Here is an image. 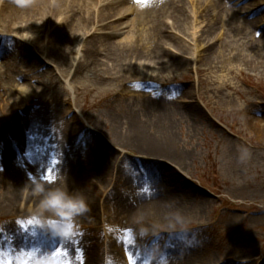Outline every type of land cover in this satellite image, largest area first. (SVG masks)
Here are the masks:
<instances>
[{
  "label": "rangeland",
  "instance_id": "1",
  "mask_svg": "<svg viewBox=\"0 0 264 264\" xmlns=\"http://www.w3.org/2000/svg\"><path fill=\"white\" fill-rule=\"evenodd\" d=\"M182 1L192 17L190 4L197 0ZM199 1L203 3L206 0ZM226 4L228 7L224 10L230 9V13L208 11L214 22L220 16L222 20L216 25L219 28L207 35L208 39L202 37L207 47H216L219 39H224L223 33L234 25L233 22L244 23L242 18L236 22L233 17L237 8L240 10L242 7L244 11L241 13L251 11L247 13L254 21L252 25H240L243 33L240 29L238 32L242 33V42L239 48L233 45L231 48L242 54L240 48L259 41L257 49L263 50L264 1L242 0L239 7ZM200 5L195 10L198 11L199 7L201 11ZM200 17L195 24L198 37L206 25L204 17ZM2 18L0 25L4 24ZM192 18L184 29L176 26L177 29H168L169 34L190 47L187 53H178L168 42L163 44L173 55L171 61L174 58L180 61L177 72L160 73L162 81L153 84L147 81L144 84V79L140 78L147 75L131 74L123 86L100 85L97 89L93 88L91 72L74 75L75 68L83 61L87 39L96 32L95 26L78 37L73 36L75 43L81 44V52L74 54L69 66L65 65L66 78L42 53L38 55L45 64L40 70L38 68L39 73L33 74L10 48L15 45L11 42L15 33H6L0 28V36H9L6 37L8 41H1L6 61L0 66L1 80L7 88H0V188L5 183L11 184L6 171L9 167L27 169V175L33 176L30 174L35 164L33 160L39 159L44 161L41 168L46 171L37 170V173L44 181L53 185L67 184L69 189L75 185L87 187L91 199L95 198L97 202L96 206L89 203L91 215L78 217L72 233L63 236L69 242L70 252L67 253V261L61 264H82L80 258L85 254L86 242H91L89 245L95 252L93 263L87 258L86 264H106L108 261L110 264H129V257L132 258L131 264H264V59H253L254 65L246 66L242 58L230 60L227 49L221 58L207 61V47L201 50L200 56L195 55L193 44L185 43L189 42L187 32H194ZM169 22L168 26H171L173 21L170 19ZM39 25H43L41 20ZM56 26H47L44 20L41 29H51L48 35H54ZM143 28H124L118 39L128 37L132 30V35L137 36ZM221 28L226 31L223 29L222 33L221 30L218 36ZM231 29L230 34L234 30ZM40 35L45 36L44 33ZM19 37L29 40L25 34ZM114 49L99 47V53H94V57L103 66L109 65L113 76L120 77L122 73L117 72L115 57L105 55L107 50L116 54ZM128 61L122 67L124 74L127 73L126 68L137 69V61L141 60ZM199 77L206 81L213 79V83L200 82ZM23 90L34 98L20 104L18 98L14 100L13 97H19ZM156 98L160 101L157 102ZM25 102L30 104L25 106ZM162 105L171 108L169 115L173 111L171 147L186 155V162L181 167L174 166L187 181L181 183L177 190L183 202L180 207L197 211L189 220L191 222L186 220L184 224L160 223L152 215L147 219H129V216H122L124 209L116 208L118 202L120 206L125 199L130 202L129 198L141 195L145 198V190L151 191L158 186L159 192L165 188H161L160 183L151 186L144 181L150 178L145 171L147 164H159L168 173L173 171V165L159 156L152 157L118 144L108 132V116L121 115L119 122L125 128V118L134 117L148 132L154 133V127L163 122L157 117V111L162 114L158 107ZM195 107L197 109L194 110ZM16 141L23 145L15 144ZM25 146L31 149L33 160L26 155L22 157ZM6 149H9L8 153ZM64 166L75 167L77 171L67 179L65 172L60 173ZM176 174L174 172V176ZM49 175L60 179L55 182L45 179ZM93 186L100 190L101 196L92 191ZM201 203L202 207L198 208ZM28 217L25 222L22 219L17 224L7 216L0 219V262L10 260L11 264H20L19 259L6 249V238L14 236L15 240L23 242L29 236L32 240L45 230L29 222L30 214ZM22 253V257H30L28 250Z\"/></svg>",
  "mask_w": 264,
  "mask_h": 264
},
{
  "label": "bare ground",
  "instance_id": "2",
  "mask_svg": "<svg viewBox=\"0 0 264 264\" xmlns=\"http://www.w3.org/2000/svg\"><path fill=\"white\" fill-rule=\"evenodd\" d=\"M232 1H235L236 3L240 0H227L225 2L223 0H206L203 3H200L201 1L197 0L196 2L190 4V9L192 8L191 13L194 16H192V18L189 16L186 3L182 0H178L177 2H173L172 0H163L158 6H154L153 2L146 3L145 0H141L139 3L137 0H0V17L3 16L1 21L4 23L3 25H0V28L5 29L6 33H15L12 35L13 38L11 39V42L15 45L10 46V48L16 53V57L29 67L33 74L39 73L38 71L43 68L42 66L45 64V62L42 61L38 55L39 53H42L47 57L49 62H53L56 65L59 69V74L63 76V78H66L67 68L65 65L68 64L69 66L74 54L78 55L81 52V44L75 43L73 36L78 37L81 33L89 30L90 27L92 28V26H98L96 32L92 34L83 48V61L79 62L75 68L74 75H81L84 71L91 72L90 78L93 80L94 89H97L100 85L123 86L124 80L131 74L147 75L140 78H143L145 83L147 81L148 83L153 84L158 83L157 81H162L160 79H163V76H160V73L177 72V69H179V65L181 64L177 58H174L171 61L173 55L164 48L163 44L165 42H168L178 53L185 54L188 52V48L190 49L189 46L180 42L178 38L169 34L168 29L175 28V26L177 28L184 29L185 24H187L189 19L192 18L191 24L194 26V32H187L189 42L185 43H189L190 46L193 44L194 54H198L200 56L201 50L203 51L208 46L202 37L204 39H208L207 35H210V32H213L215 28H219L216 27V25L219 20H222L220 16L219 20L216 18L214 22L213 15H209L208 11L217 10L218 14L220 12L230 13V9L227 11L224 9L225 7H228L226 3H231ZM199 4H201L200 7H202L201 11L199 7L198 11L195 10L196 6H199ZM236 4L238 5L239 2ZM240 10L244 11V8L241 7ZM247 12L250 13L251 11ZM247 12L240 13L236 11L233 13L234 21L237 22L238 16H241L246 25H252L254 20L249 17L250 15ZM129 16L132 18H129ZM200 16L204 17L206 25L201 30V36L198 37L196 35V29L198 30V27L196 28L195 24L198 23V19L201 18ZM215 16H217V14ZM226 17L228 18L229 16ZM170 19L173 21V24L168 26ZM39 20L43 22V25L44 20L46 21L47 26L57 25L55 28V34L48 35L51 29L48 31H45L44 29L42 30L41 28L43 25H39ZM233 23L234 25L229 26L227 31L224 28L219 30L218 36L221 34V30L222 33L223 29L226 32L223 33L224 39H219V43L216 47L206 48V51H208L206 54L207 61H213L218 57L221 58L224 55V50L227 49L229 50L228 56L230 60H232V58H242L241 60H244L243 62L246 66H253V59H264V49H257L259 38L257 43L253 42L251 45L249 44V46L244 45V49L240 48L242 54L234 52L231 45L236 46L237 48L240 47L239 44L242 42L240 38L243 33L241 29L243 27L242 24L244 23H240L242 27L235 22ZM19 24L22 25L19 26ZM127 24L129 27L144 26V28L137 36L136 34L132 35L134 32L132 30L128 37L113 41L112 39L118 37L120 32L124 30V25ZM148 24L150 26L146 27ZM219 24L225 25L224 23ZM60 25L61 27H59ZM231 28L234 30L230 34L229 31L231 32ZM238 29H240L242 33L238 32ZM43 33L45 36L40 35ZM23 34H25L29 40L26 39V41H24L22 37H19ZM6 37L9 36L6 35ZM6 37L0 36V54L5 53V49L3 48L1 41H8ZM75 44H77L76 47ZM16 45L18 46L17 49L15 48ZM107 46H110L112 49L115 48L117 51L115 54L111 50H107L106 56L108 58L115 57L114 62L118 65L117 72L122 73L120 77L113 76V73L111 72L112 70H109V65L106 63L108 67L103 66L94 57V53H99V47ZM250 52L253 53V55H251ZM192 57L194 58L193 54ZM3 58L0 59V66L6 63ZM127 59H129V63H132L135 60L141 61H137L139 62L137 69L131 70L126 68L127 73L124 74L123 68L124 64L127 63ZM38 62H40V64ZM163 65L165 66L163 67ZM171 65L173 67H171ZM163 69L168 70L164 71ZM196 71L197 74H199V70H197V68ZM1 74L3 75V73L0 72V88L4 89L7 88V86L3 85ZM153 76H155V78H153ZM6 78L8 77L6 76ZM146 78H149V80ZM200 78L201 77H199L200 82H205L207 84L213 83V79H211V81H206ZM9 79H11V77ZM108 82L111 83L108 84ZM161 85L165 86L163 83ZM12 88H14L13 85ZM19 95V97L14 96L13 99L16 100L18 98L20 104L34 98V96H30L24 90L21 91ZM155 100L157 102L160 101L158 98ZM28 104H30V102H25V106ZM158 107H160V112L162 114L157 111V117L163 122L154 127V133L148 132L146 127L141 125L142 122L136 120L134 117H129V119L128 117L125 118L127 120V128H125L123 127V124L119 122L121 115L111 114L108 116L110 119L108 132L110 133V137H115L118 144H123L127 149L130 147L134 148V151H138L146 155H152V157L159 156L165 161L168 160L171 162V165H173V171L168 173L167 171H164L159 164V167L157 164H147L145 171L148 173L150 178L145 179L144 181L151 186L158 185L160 183L159 186L161 188L165 186V188L160 189L159 192L157 188L158 186L153 187L151 191L145 190V198L143 195L138 196L135 199L129 198L128 200H132L130 202H127L125 199V201H121L123 203H121L120 206L118 202V206L116 205V208L121 210L124 209L122 216L126 218L129 216V219H134V217L137 219H147L152 215V217L158 219V222L160 223L175 225L181 223L184 224L186 220L189 221L193 219L194 214L197 213V211L192 212L188 209L180 207L183 202L178 196H181V193H177L180 184L187 181L184 178V174L183 177L181 175L182 173L180 174L178 172L179 169H176L174 166H177L178 168L181 167V165L186 162V155L178 149L171 147L169 141L172 136V128L174 127V123L172 122L173 111L171 110L172 115H169L168 110L171 109L170 107L165 105ZM195 109L197 108L195 107L194 110ZM15 144L22 145V143L17 141ZM6 150V153H8L9 149ZM33 162L35 163V169L34 171H30L33 176L27 175L29 171L20 167H9L6 170L9 174L7 177L11 178V184L5 183L4 187L0 188L1 220L7 216L8 220L17 224L18 222H22V219L23 222L29 219L28 215L30 214V210L36 205V201L26 195L25 185L30 182V177H35L46 184H49L48 181H44L40 174L37 173V170L43 172L46 171L41 168L43 167L44 161L38 159L33 160ZM62 171L63 173L65 172V178L68 179L76 173L77 169L72 166H64L60 170V173H62ZM174 172L177 173L175 175L177 178L174 176ZM49 185L55 186L51 183ZM66 185H64V187L70 193L82 194L88 204L92 203V206L97 205L96 199H91L92 195L88 194L87 190L89 189H87V187L75 185L73 188L69 189V185ZM92 191H96L95 194L98 197L101 196L100 190H97L95 186H93ZM202 205L203 203H201V205H197V207H202ZM85 214L91 215L89 211ZM13 238L14 236L9 238L8 242L13 240V243L9 244V246L11 248L13 247V254H16L17 250H19L18 247L22 249L23 246L17 247L15 238ZM57 241H59V246L54 250L55 252L50 251L49 248L51 245H48L47 237L44 240H40V242L35 245V251L28 250L30 257H35V264H40L41 260H43V263L46 262L51 264H61L67 261V253L65 249L69 248V242L68 240H64L62 238L57 239ZM89 243L91 242H86L84 244L85 247L83 249L85 254L81 255L80 258V262H85V264L88 263L87 258H89V260L93 263L92 259L95 257L93 247L89 245ZM60 247L61 249H59ZM19 251L22 252L23 250ZM40 252L51 253H49L47 258L44 259L41 257ZM27 256L28 255H25V257ZM18 258H20V256L17 254V259ZM21 261L28 262L29 259L24 258V260ZM185 264L193 263L185 262ZM203 264H207V262H204Z\"/></svg>",
  "mask_w": 264,
  "mask_h": 264
},
{
  "label": "clouds",
  "instance_id": "3",
  "mask_svg": "<svg viewBox=\"0 0 264 264\" xmlns=\"http://www.w3.org/2000/svg\"><path fill=\"white\" fill-rule=\"evenodd\" d=\"M59 179L56 176L53 182ZM29 180L30 183L25 185L26 195L36 201L35 207L30 210L31 222L54 235H70L76 219L89 211L85 197L70 193L59 183L50 186L35 177Z\"/></svg>",
  "mask_w": 264,
  "mask_h": 264
},
{
  "label": "snow or ice",
  "instance_id": "4",
  "mask_svg": "<svg viewBox=\"0 0 264 264\" xmlns=\"http://www.w3.org/2000/svg\"><path fill=\"white\" fill-rule=\"evenodd\" d=\"M137 2L139 3V2H141V0H137ZM45 179H48V180L51 181V180L54 179V176L49 175V176L45 177ZM29 222L31 223V221H29ZM131 262H132V258L129 257V264H131ZM0 264H11V261L10 260H5V261L0 262ZM20 264H27V262L26 261H20Z\"/></svg>",
  "mask_w": 264,
  "mask_h": 264
}]
</instances>
